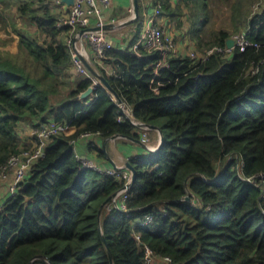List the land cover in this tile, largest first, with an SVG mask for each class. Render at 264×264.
<instances>
[{
    "label": "trees",
    "instance_id": "obj_1",
    "mask_svg": "<svg viewBox=\"0 0 264 264\" xmlns=\"http://www.w3.org/2000/svg\"><path fill=\"white\" fill-rule=\"evenodd\" d=\"M226 1L230 29L247 31L252 45L204 59L214 47H229L233 34L217 25L222 0H154L180 29L188 16L199 58L171 55L158 73L159 54L143 48L141 55L112 49L102 60V73L133 116L159 126L164 137L150 157L130 160L137 179L127 210L100 212L124 181L85 168L73 141L83 133L141 139L138 127L119 120L105 87L80 98L93 80L68 77L71 28L59 25L66 2L0 0V25L18 37L12 52L14 39L0 36V170L39 142L34 134L22 137V126L75 128L52 135L16 193L6 190L0 199V264H264V0ZM19 18L45 39L21 31ZM144 18L140 4V18L126 27L128 50ZM87 143L104 155L98 141ZM147 213L153 220L138 226Z\"/></svg>",
    "mask_w": 264,
    "mask_h": 264
},
{
    "label": "built area",
    "instance_id": "obj_2",
    "mask_svg": "<svg viewBox=\"0 0 264 264\" xmlns=\"http://www.w3.org/2000/svg\"><path fill=\"white\" fill-rule=\"evenodd\" d=\"M61 1L64 2L63 0H58V2ZM111 3L112 0H74L73 4L69 5L68 11L63 14L59 22V25L66 24L71 28V34L68 37L67 42L72 53L73 65L75 66V69L79 74L92 78L93 83L91 86H93L95 89L98 86L104 87V84L100 83V80L90 72L82 60L83 57L90 60L92 64L95 63L104 67L105 64L102 62V60L107 57L109 50L117 49L120 51H128L133 54L141 55L140 48H143L146 51L159 54L160 59L157 63H155L156 73H158V70L161 66H169L168 58L171 55L181 54L179 50L180 47H177L175 41L164 30L162 20L159 18L161 17V3L159 2H156V4L151 2L149 5H146L143 30L141 36L133 44V47L129 50L127 49L129 46L123 49L118 48L116 42L110 38L105 31V27L109 24L106 23L103 13L105 10L110 8ZM147 10L148 12H146ZM131 12L133 13V9H131ZM94 19L96 21V27L98 28L95 30L90 28L91 22ZM129 38L131 40L132 36ZM233 39L235 42L233 47H214L208 50L206 54L202 56V58L206 59L208 55L212 54L214 51L232 52L233 48L237 46L245 48L253 44L248 38L247 31L240 32L237 34V36H234ZM87 44H89L93 49L94 54L92 58L87 51ZM189 56L192 58H199L200 55L192 53ZM110 71L112 72L109 73L115 74L117 76V72L113 68H110ZM107 91L121 109V114L118 117L119 120L122 121L127 118L129 121H131L132 124L141 130L142 142L148 146L152 152L157 150L158 147L152 148L149 146V132L151 129L148 127V125L136 119L131 112V108L126 105L124 101L119 102L112 92H110L108 89ZM69 130L71 133L74 131L73 127L70 125L56 122L44 123L42 126H40V128L34 129L33 134L38 137L39 142L36 143V146L32 150H23L19 154L10 157L7 164L4 165L0 170V185L9 177H11L12 181L6 186V190H8L11 195L15 194L17 185L28 176L34 162L43 156L44 148L52 135L61 132L71 134ZM162 137L163 136L159 132V144L162 140ZM81 138L86 139L87 141L91 140L93 142L100 140L98 137H94L90 133H83ZM76 143L77 141H73L76 158L83 164L85 168L98 170L124 181L123 187L117 192L115 198L110 203L111 206L109 208L111 209L112 207H115L122 211H126L128 191L132 186V171L126 165L103 167L95 162L92 158L81 156V154L76 150ZM152 220L153 214L147 213L143 216L142 220L137 222V224L138 226L143 227ZM137 237L140 238V233L137 234ZM147 253L148 256L152 254L150 249H147ZM166 260H169V258H166Z\"/></svg>",
    "mask_w": 264,
    "mask_h": 264
},
{
    "label": "crops",
    "instance_id": "obj_3",
    "mask_svg": "<svg viewBox=\"0 0 264 264\" xmlns=\"http://www.w3.org/2000/svg\"><path fill=\"white\" fill-rule=\"evenodd\" d=\"M133 3V0H112L110 8L105 10L103 13L106 23L109 24L105 27L106 34L109 33L108 36L110 35V33L116 31L119 32V34H125L123 35V38H117L114 35L109 36L116 42L117 47L121 49L129 46V36H132L130 35L131 33L128 31V28H126L129 24H123L125 20L131 18L130 14L132 13L131 9L133 7ZM147 5H149V3H147ZM64 9H69V5L67 4ZM143 11L145 12V9H143ZM146 12H148V10ZM90 28H97L95 19L92 20ZM188 42L189 41L185 39V44ZM89 48H91V46ZM179 50L180 52H183L181 48H179ZM88 52L90 57L92 58L94 54L93 49L91 48V50ZM137 130L141 135V130ZM149 137L151 142V145L149 146H151L152 148L158 147L159 131L151 130V132H149ZM105 140L106 139H102L98 141V143H100V145L103 146L104 149V155L102 156L99 154L98 150L91 149L89 147V144L87 143L86 139H79L75 147L76 150L81 154V156L90 157L103 167L123 166L126 165L127 162L130 161L132 158L144 159L150 157V155L153 153L151 149L148 148V146L142 145L141 143H137L128 138H119L115 140L110 139L106 141V143L104 142Z\"/></svg>",
    "mask_w": 264,
    "mask_h": 264
},
{
    "label": "rangeland",
    "instance_id": "obj_4",
    "mask_svg": "<svg viewBox=\"0 0 264 264\" xmlns=\"http://www.w3.org/2000/svg\"><path fill=\"white\" fill-rule=\"evenodd\" d=\"M151 2H154V0H150V1H148V0H140V4L142 5V9H145L147 3H151ZM222 6L223 7H222V9L219 12L220 18L217 21V25H218V27H227V28L230 29L231 28V24H230L229 18H228L229 17L228 16L229 15V13H228V6H229L228 5V2L226 0H222ZM132 9H133V13L130 14L131 17L134 14V6L132 7ZM159 18L162 20V24L164 25L165 32L175 41L177 47L178 48L180 47L181 50H183V52H181V54H186V55H190L192 53L199 54V52L196 51L197 50L196 49L197 47H195V45L193 44V42L190 39H188V34H187V27L189 25L188 16L183 17V20H184V23H185L183 29L178 28V26L176 24V21H171V20L169 21V18L167 16L161 15V17H159ZM17 22H18V26L21 29V31H23L29 37H32V38L33 37L34 38L37 37L40 42H42L45 39V36L39 31V29L36 27L35 24H32V23H30L27 20H24L22 18L17 19ZM8 30H10V33H9ZM8 30L3 25H0V36L2 38H5V39H9V38L14 39L11 42L10 48H11L12 52H16L18 50V46H17L18 45V37L16 36L15 32L11 31V27ZM230 30L233 32V29H230ZM239 33L240 32H233L231 38H233L234 36H237V34H239ZM70 34L71 33H69L68 37L70 36ZM108 34L109 33H107V35ZM112 35H114L117 38H123V35H125V34H123V33H120L119 34V32L116 31V32L110 33L109 36H112ZM68 37H67V39H68ZM185 39L189 41L186 44H185ZM66 42H67V40H66ZM67 44H68V42H67ZM89 47H90V45L87 44L86 45V48H87L88 51L91 50V48H89ZM25 53L26 52L23 51V54H25ZM17 54L20 55V53H17ZM82 60L83 61L86 60L88 62V64H90L97 72H99V74L104 75L102 73V70L100 69V67H102V66H100L99 64H95V63L92 64L90 62V60L86 59L85 57H83ZM108 72H112V71H110V68H109V71ZM80 76H81V74L78 73V71L75 69V66L74 65L68 70V77H70L71 81H75L77 79V77L79 78ZM100 83H102L101 80H100ZM67 84H69V86H70V82H68ZM104 87L106 88L105 85H104ZM73 129H74V132H75V128H73ZM69 132L71 133L70 130H69ZM21 133H22V137H25V138L27 136L33 135V131L30 132L29 126H27V125H24V127L23 126L21 127ZM117 135H119V134H117ZM112 137L107 138V139L108 140H110V139H114L115 140V139H119V138H121V139L127 138V137L122 136V135H119L116 138H112ZM27 138H29V137H27ZM149 145H151V142L150 141H149ZM35 146H36V144L34 146L33 145L30 146V148L28 150H32ZM11 181H12V179H11V177H9L7 180H5L0 185V198H1L2 195H4L5 193H7L6 186ZM110 203L106 204V206L107 207H110L111 206Z\"/></svg>",
    "mask_w": 264,
    "mask_h": 264
},
{
    "label": "water",
    "instance_id": "obj_5",
    "mask_svg": "<svg viewBox=\"0 0 264 264\" xmlns=\"http://www.w3.org/2000/svg\"><path fill=\"white\" fill-rule=\"evenodd\" d=\"M64 2H66L68 5H71L73 4L74 0H63ZM134 3H133V6H134V14L131 18H129L128 20H126L124 22L123 25H127V24H130L134 21H137L139 18H140V0H133ZM93 30L95 29H98V28H92ZM234 39L233 38H230L228 41H227V45L229 47H233L234 46ZM86 66L88 67V69L93 73V75L95 77H97L99 80H101V82L106 86V88L112 92L115 97L117 98V100L119 102H123L122 98L119 96V94L113 89V87L110 85L109 81L107 80V78L104 76V75H101L99 74V72H97L90 64H88V62L86 60H84ZM95 88L93 86H90L85 92H83L81 95H80V98L81 99H86L88 97H90L92 95V93L94 92ZM148 127L151 129V130H158L160 132V134L164 137V133L162 131V129L157 126V125H149L147 124ZM119 135H114L112 138H116L118 137ZM163 137H162V140L158 146V149L159 150L162 146H163ZM128 139H131L137 143H141L142 145H145L141 139H135V138H130V137H127ZM107 140H105V143H106ZM157 150H155L154 152H156ZM153 152V153H154ZM126 166L132 171V184L136 181L137 179V170L136 168L134 167V165L128 161ZM117 193L113 194L112 196H110L104 203L103 205L101 206V209H100V212H102L103 208L106 206V204L110 203L113 201V199L115 198ZM185 200H190V195H187L185 197Z\"/></svg>",
    "mask_w": 264,
    "mask_h": 264
}]
</instances>
